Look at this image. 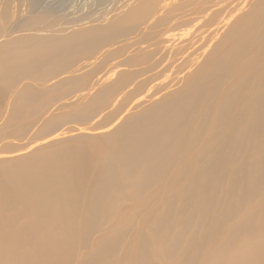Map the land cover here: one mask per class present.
Returning a JSON list of instances; mask_svg holds the SVG:
<instances>
[{"label": "bare ground", "instance_id": "1", "mask_svg": "<svg viewBox=\"0 0 264 264\" xmlns=\"http://www.w3.org/2000/svg\"><path fill=\"white\" fill-rule=\"evenodd\" d=\"M0 264H264V0H0Z\"/></svg>", "mask_w": 264, "mask_h": 264}]
</instances>
